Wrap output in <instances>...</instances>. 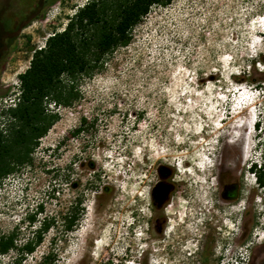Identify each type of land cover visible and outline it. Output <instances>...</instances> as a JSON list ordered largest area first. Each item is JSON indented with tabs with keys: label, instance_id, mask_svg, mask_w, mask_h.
<instances>
[{
	"label": "rangeland",
	"instance_id": "obj_1",
	"mask_svg": "<svg viewBox=\"0 0 264 264\" xmlns=\"http://www.w3.org/2000/svg\"><path fill=\"white\" fill-rule=\"evenodd\" d=\"M91 1L0 0V113L18 102L19 75L35 50ZM238 86L255 102L236 115ZM77 90L71 105L47 102L57 121L32 162L0 186V238L15 232L23 246L51 222L33 253L10 250L0 264H42L50 252L54 264H236V246L264 222L261 173L248 171L264 155V0L153 5L129 43L105 55ZM254 117L246 160L233 141ZM161 167L171 169L165 181L174 191L159 214L172 229L156 236ZM230 185L239 189L235 202L221 197ZM80 199L82 214L67 231L63 217ZM196 227L195 238L188 230Z\"/></svg>",
	"mask_w": 264,
	"mask_h": 264
},
{
	"label": "trees",
	"instance_id": "obj_2",
	"mask_svg": "<svg viewBox=\"0 0 264 264\" xmlns=\"http://www.w3.org/2000/svg\"><path fill=\"white\" fill-rule=\"evenodd\" d=\"M172 1H91L70 19L63 32L50 36L45 47L35 50L29 68L19 75L21 93L18 102L0 113V117H7V127L0 124V186L5 177L32 162V154L40 139L57 121L58 115L49 113L47 102L67 106L78 100V80L91 75L101 59L115 47L129 43L131 30L153 5H167ZM257 181L264 186L263 175L259 174ZM104 190L109 189L104 187ZM81 202L82 199L64 215L65 230H72L79 221ZM35 215L28 218L34 222ZM50 226L51 222L45 219L34 232V237L23 246L17 245L15 232L2 236L0 254L10 250L19 254L33 253ZM52 254L46 255L42 264H54Z\"/></svg>",
	"mask_w": 264,
	"mask_h": 264
},
{
	"label": "flooded vegetation",
	"instance_id": "obj_3",
	"mask_svg": "<svg viewBox=\"0 0 264 264\" xmlns=\"http://www.w3.org/2000/svg\"><path fill=\"white\" fill-rule=\"evenodd\" d=\"M252 129H250V123L247 122L245 123V125L240 129V132L237 136V138L233 141V143L235 144H240L241 142V147H242V153H243V158H245L246 160L249 158L250 155V141H251V134H252ZM264 156V155H263ZM249 160V159H248ZM255 170H257V172L261 173L264 177V168L262 169H258L257 167H248V171L254 173ZM160 173L161 176L163 178V181H159L157 183H164V184H169L172 186L174 191V185L167 183L169 181H165L166 179H168L169 177L172 176V171L171 169L167 168L166 170L160 169ZM259 184V182H258ZM259 187H264L262 185L259 184ZM238 187L237 185H230V186H226L223 187L222 192H221V197L225 202H235L238 198ZM171 192V193H172ZM171 193L169 194L168 197L164 198H160V195L157 191H155L153 189V193H152V208L154 209V217L152 218V222L154 223V225L152 226L151 232L156 235V236H163L164 234H166L168 232V229L171 227V224L169 223V225L166 224V221H164V218L161 217V215L159 214L160 210L162 208H164L165 204L169 201L170 197H171ZM174 203H171V205H169L167 207V213H169V208L173 205ZM239 210V209H238ZM180 220L182 222H178L176 223L177 226L181 223H183L184 219L180 218ZM169 226V227H168ZM196 228H193L192 230H188V232L190 233L191 236L193 237H197L199 230ZM172 229V228H170ZM169 229V230H170ZM260 231H264V222H262V220L260 221V219L256 220L254 223V227L251 230L250 236L247 239V241H245V243H239L236 248H237V256H236V264H264V239L260 240ZM244 232H242L239 237L242 238L244 236ZM264 237V235H263ZM262 237V238H263ZM146 248V247H145ZM154 249V247L150 248L148 247V249H145L146 255L147 256H155L152 253V250ZM247 252V257H245L244 253Z\"/></svg>",
	"mask_w": 264,
	"mask_h": 264
},
{
	"label": "water",
	"instance_id": "obj_4",
	"mask_svg": "<svg viewBox=\"0 0 264 264\" xmlns=\"http://www.w3.org/2000/svg\"><path fill=\"white\" fill-rule=\"evenodd\" d=\"M162 169L166 170V167H162ZM154 190L157 191L160 195V198H166L172 192L173 188L169 184L160 183L154 187Z\"/></svg>",
	"mask_w": 264,
	"mask_h": 264
},
{
	"label": "clouds",
	"instance_id": "obj_5",
	"mask_svg": "<svg viewBox=\"0 0 264 264\" xmlns=\"http://www.w3.org/2000/svg\"><path fill=\"white\" fill-rule=\"evenodd\" d=\"M20 93H21V91H20ZM20 93H18V97L20 96ZM257 125H258V123H257ZM257 125H256V128H257ZM249 167H254V168L257 167L258 169L264 168V156H260V158H257L256 160L251 161ZM253 174L257 175V170H255V172Z\"/></svg>",
	"mask_w": 264,
	"mask_h": 264
},
{
	"label": "bare ground",
	"instance_id": "obj_6",
	"mask_svg": "<svg viewBox=\"0 0 264 264\" xmlns=\"http://www.w3.org/2000/svg\"><path fill=\"white\" fill-rule=\"evenodd\" d=\"M245 105L246 106H244V107L238 106V109L236 108V110H234V113H236V115H239V114H242L243 112H245V110H251V108L253 107L254 103H252V104L247 103ZM171 208H172V206L169 208V211H170Z\"/></svg>",
	"mask_w": 264,
	"mask_h": 264
}]
</instances>
